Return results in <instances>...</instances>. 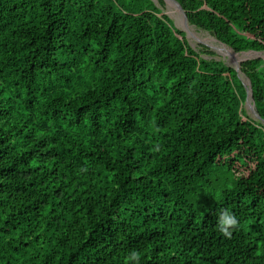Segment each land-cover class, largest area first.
<instances>
[{
  "label": "trees",
  "instance_id": "1",
  "mask_svg": "<svg viewBox=\"0 0 264 264\" xmlns=\"http://www.w3.org/2000/svg\"><path fill=\"white\" fill-rule=\"evenodd\" d=\"M177 1L264 52V0ZM203 55L154 0H0V264H264V124Z\"/></svg>",
  "mask_w": 264,
  "mask_h": 264
},
{
  "label": "rangeland",
  "instance_id": "2",
  "mask_svg": "<svg viewBox=\"0 0 264 264\" xmlns=\"http://www.w3.org/2000/svg\"><path fill=\"white\" fill-rule=\"evenodd\" d=\"M155 1V3L157 4V6L163 11V13L164 14H166V15H168L173 21H174V23H175V26L178 28V29H180L181 31H183V27L181 26V25H179L178 24V22H177V19L173 16V14H172V12H171V10L169 9V7H168V4L167 3H165L163 0V3H164V5L162 6L161 4H160V0H154ZM193 27V26H192ZM193 28H195V27H193ZM195 30V32L201 37V38H204V39H206V38H208V37H211V38H213V39H215V45H217V46H222L217 40H216V38L215 37H213L211 34H209V33H207V32H204V31H200V30H198V29H194ZM186 38H187V40L189 41V44L191 45V47L193 48V49H195L197 52H200L201 50H202V46H205V45H203V44H201L200 42H202V41H200L199 42V40H197L194 36H191L190 34H188V36L186 35ZM195 39V40H194ZM203 43V42H202ZM207 44V43H206ZM209 45V44H208ZM211 46V45H210ZM207 47V46H206ZM213 47V46H212ZM209 48V47H208ZM229 48V47H228ZM230 49V48H229ZM209 50L211 51V52H213L214 53V55L213 56H206V55H203V57L204 58H206V59H215V60H218V61H223L227 66H235V62L234 61H229V60H227L228 59V57H226V56H224V55H222L221 53H219V51H215L214 49H211V48H209ZM222 52V51H221ZM245 53H251V54H255L256 56V58L255 57H251V58H248V59H246V60H244V61H242V63L243 62H246V61H248V60H253V59H262V60H264V52H260V53H254V52H245ZM238 55H243L244 53H237ZM244 107H245V110H246V112H247V114H248V116H250V117H254L253 116V114L250 112V110L248 109V107L246 106V105H244ZM224 175V174H223ZM211 193H213V191H210V193H209V195L211 194ZM207 194V191H204L203 192V196H205Z\"/></svg>",
  "mask_w": 264,
  "mask_h": 264
},
{
  "label": "water",
  "instance_id": "3",
  "mask_svg": "<svg viewBox=\"0 0 264 264\" xmlns=\"http://www.w3.org/2000/svg\"><path fill=\"white\" fill-rule=\"evenodd\" d=\"M165 3H168L171 2L176 10L178 11V13L181 14L182 16V20H183V32L186 33V35L188 36L189 32H188V29H189V26L190 25V22H189V19H188V16L185 12V10L183 9V7L180 5V3L177 1V0H163ZM217 40V39H216ZM218 41V40H217ZM219 42V41H218ZM201 44L211 48V49H214L215 51H219L217 48L215 47H212L206 43H202L200 42ZM221 45L227 47L225 44L219 42ZM228 48V47H227ZM230 50L235 53L231 48ZM254 53H260V52H254ZM237 54V53H235ZM229 67H232L234 68L237 73H238V76L239 78L242 80L243 82V85L245 86L246 88V91H247V98H246V101H245V105L248 107V109L250 110V112L253 114V119L256 120V121H260L262 124H264V120L261 118L260 114L258 113L257 109H256V106H255V103H254V98H253V92H252V85H251V82L250 80L242 73V69H241V63L240 64H235V66H229Z\"/></svg>",
  "mask_w": 264,
  "mask_h": 264
},
{
  "label": "bare ground",
  "instance_id": "4",
  "mask_svg": "<svg viewBox=\"0 0 264 264\" xmlns=\"http://www.w3.org/2000/svg\"><path fill=\"white\" fill-rule=\"evenodd\" d=\"M168 7L169 9L171 10L173 16L177 19V22L179 25L183 26V20H182V16L180 13H178V11L176 10L175 6L168 1ZM195 28H193L192 26H189V29H188V32L191 36H194L197 40L202 41L204 43H207L215 48H217L219 50V53H221L222 55L228 57L227 60H229L230 62L231 61H234L236 64H240L242 63V61L248 59V58H251V57H255L256 55L255 54H245V55H242V56H235L231 51L227 50L226 48H224L223 46H217L215 45V39L211 38V37H208L206 39L204 38H201L194 30ZM195 40V39H194ZM222 51V52H221ZM256 58V57H255Z\"/></svg>",
  "mask_w": 264,
  "mask_h": 264
},
{
  "label": "clouds",
  "instance_id": "5",
  "mask_svg": "<svg viewBox=\"0 0 264 264\" xmlns=\"http://www.w3.org/2000/svg\"><path fill=\"white\" fill-rule=\"evenodd\" d=\"M237 223V217L230 211H224L219 215V231L227 237H231L232 231L230 229L234 228ZM128 259L134 261L135 264H140V254L138 252L133 251Z\"/></svg>",
  "mask_w": 264,
  "mask_h": 264
}]
</instances>
